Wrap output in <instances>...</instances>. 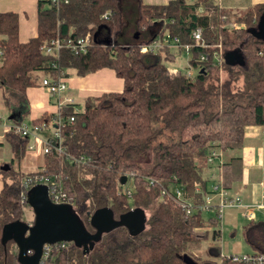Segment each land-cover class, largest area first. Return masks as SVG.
<instances>
[{"label": "trees", "instance_id": "obj_1", "mask_svg": "<svg viewBox=\"0 0 264 264\" xmlns=\"http://www.w3.org/2000/svg\"><path fill=\"white\" fill-rule=\"evenodd\" d=\"M106 12L109 19L102 18ZM263 15L264 4L238 15L217 0H172L162 6L142 0H68L58 7L38 0L37 35L22 44L18 15L0 13V89L6 106H11L12 97L25 99L26 89L46 76L57 80L110 68L123 80L119 93L87 97L81 105L65 103L56 113L45 112L33 120L59 128L64 152L44 153L39 170L23 173L10 166L6 172L0 192V264H19L16 245L12 239L3 241L2 230L8 223L26 221L24 208L29 205L22 203V183L25 176L36 174L51 176L73 198V208L90 232L95 229L89 219L99 208H110L116 220L132 208H141L146 216L139 234L117 227L103 233L86 253L68 242L66 248L52 251L48 264H185V255L198 263L242 264L220 254L221 231L214 211L186 216L173 200L161 197V191L179 187L200 203L213 193L204 176L211 150H238L246 126H264V40L252 35ZM231 22L245 27L226 29ZM197 28L205 43L221 41L224 54L218 65L213 49L193 47L189 63L200 69L192 77L165 64L175 60L169 50H138L166 33L193 45L191 35ZM87 35L90 47L85 54L68 49L57 57L41 53L54 39ZM204 53L208 60L199 62ZM227 53H237L243 63L228 64ZM222 71L226 76L221 80ZM6 139L20 162L28 136L11 130ZM240 175L241 158H230L222 164V187L229 189ZM128 183L131 196L125 191ZM242 235L253 254H264V220H247ZM204 241H209L207 257H195L193 251Z\"/></svg>", "mask_w": 264, "mask_h": 264}, {"label": "crops", "instance_id": "obj_2", "mask_svg": "<svg viewBox=\"0 0 264 264\" xmlns=\"http://www.w3.org/2000/svg\"><path fill=\"white\" fill-rule=\"evenodd\" d=\"M169 1L172 0H142L145 5L150 6L166 5ZM217 1L223 9L237 14L245 12L253 6L264 4V0ZM37 2L38 0H0V13L12 12L18 15V40L22 44L27 43L37 35ZM173 54L175 56V52ZM64 79L67 89L62 92L60 97H50L46 89L39 84L26 89L25 99L19 95L12 97L10 99L11 106H6L3 90L0 89L2 96L0 106L7 110L8 124L22 121L31 126L33 120L40 117L43 113H56L60 107L58 101H64L63 99L65 98L71 99L74 104L81 105L87 97H97L109 92L119 93L123 90V80L117 77L110 68H102L85 76H70ZM7 133L8 131H5L4 127L0 125V192L4 186V179L7 178L6 172L10 169V166L12 169L23 173L42 168L44 157L43 141L51 136L52 129L45 128L38 131L36 137L28 136L25 153L20 162L15 161L17 150L6 139ZM5 149L9 152V157H6V159L4 157L5 154H2V150ZM220 154H222L221 162L207 163L204 170V176L211 182V185L208 186L211 190L214 184L219 182L222 184V164L235 156L241 158L240 178L233 182L229 189L225 188L230 198L238 197L240 199V204L226 206L223 209L220 229L222 236L224 224L233 223L235 228L232 229L231 233L235 234L238 216L247 221L243 217L244 208L242 205L262 204L264 202V126H246L242 147L238 150L220 151ZM12 161H15L13 165H11ZM197 189L199 187L196 188V191ZM208 195L216 196L214 193ZM218 201L219 198L217 197L214 202L217 203ZM263 213L264 208L256 212V221L257 219L264 220ZM222 253L226 254L224 250ZM230 254L238 253L231 252Z\"/></svg>", "mask_w": 264, "mask_h": 264}, {"label": "built area", "instance_id": "obj_3", "mask_svg": "<svg viewBox=\"0 0 264 264\" xmlns=\"http://www.w3.org/2000/svg\"><path fill=\"white\" fill-rule=\"evenodd\" d=\"M51 5L58 7L61 4H67L68 0H50ZM110 13L106 12L102 18L109 19ZM223 19H225L223 17ZM226 29L229 30H238L240 28H244L243 25H238L234 22H231L224 26ZM192 39L194 41L193 45H184L180 42L177 37H173L170 34L166 33L160 37H157L152 42L147 44H142L138 46V50L140 53H151V54H159L163 53L165 50H169V52L174 51L175 53L179 54L182 51L191 55L190 51L193 47H200V48H211L214 50L213 52V60L218 64L221 65L222 61L221 58L224 54V49L222 42L219 41L217 44H209L205 43L202 40V30L201 28H197L192 33ZM90 47V37L89 35L85 36L84 38L70 40V39H54L48 43H45L41 47V53L44 56H53L57 57L62 49H68L74 54H85L87 53ZM172 53V52H171ZM208 54L204 53L201 54L198 58L199 62H205L208 60ZM200 69L199 67L196 69L190 63H188V69L185 74L188 77H192L195 73ZM65 77H59L57 80H52L48 76L43 77L40 81V85L46 89L48 95L52 98L60 97L62 92L67 89ZM59 100L58 103L61 106L64 103H73L71 99L65 98ZM70 122L73 121V118L69 119ZM57 124H60L61 119L58 118L56 121ZM0 125H2L5 131H14L16 134L21 136H34L36 137V133L45 129V124L36 125L32 124L27 125L22 121L8 124L7 118H5L2 114H0ZM52 129V134L47 139L43 141V153H50L55 150L57 153L62 154L64 152L63 147L61 146L60 142V133L59 128L49 127ZM220 151L213 149L211 150L210 154L207 157V163L213 164L214 162L218 161L221 162ZM75 161H79L78 159L73 158ZM46 185L48 188V195L50 199L55 203H63L69 204L73 207V198L68 196V194L62 190L59 184L49 175L46 174H36L33 176H25L23 179V187L26 190V193L22 194V203L26 204V194L29 189L36 185ZM125 191L128 196H131V188L128 185L125 188ZM197 191H200L197 189ZM212 191L216 196L219 198L217 203L211 202L210 195L203 196V199L200 203H194L192 199H189L185 196L182 188L175 187L172 191H168L163 189L161 191V197L169 198L173 200L185 213L186 216L192 215L195 211L199 210L202 212H210L214 211L216 213V217L219 220V226L222 225V214L223 209L226 206H233L236 204H240V199L230 198L228 196L227 190L222 187V184L216 183L212 186ZM244 208L243 217L248 221H256V212L262 208H264V202L262 204H254V205H242ZM68 242H57L54 244H45L43 247V253L40 258L39 264H48V259L50 254L55 249H62L67 247ZM224 256V255H222ZM235 262H240L242 264H264V254H230L227 255Z\"/></svg>", "mask_w": 264, "mask_h": 264}, {"label": "water", "instance_id": "obj_4", "mask_svg": "<svg viewBox=\"0 0 264 264\" xmlns=\"http://www.w3.org/2000/svg\"><path fill=\"white\" fill-rule=\"evenodd\" d=\"M252 35L264 40V15ZM225 60L228 64L243 63L237 53H227ZM125 181L126 177L123 176L121 183L124 184ZM26 196V202L33 213L32 221H14L4 225L2 230L3 241H14L19 264H39L45 244L73 242L86 253L100 240L103 233L125 226L132 235H136L144 229L146 222L145 212L141 208H132L116 220L112 210L103 207L91 215L89 222L95 232H90L71 205L55 203L50 199L46 185L32 187ZM181 259L185 264H210L198 263L188 255L181 256Z\"/></svg>", "mask_w": 264, "mask_h": 264}, {"label": "rangeland", "instance_id": "obj_5", "mask_svg": "<svg viewBox=\"0 0 264 264\" xmlns=\"http://www.w3.org/2000/svg\"><path fill=\"white\" fill-rule=\"evenodd\" d=\"M193 1V0H190ZM244 12L239 13L238 15H243ZM243 25V24H241ZM243 27H245L243 25ZM172 54L174 53V51H171ZM174 55V54H173ZM175 60L174 62H170V61H165V64L172 70H180L183 73H185L188 69V63L189 60H191V55L182 51L181 53L177 54L175 53ZM219 76L220 79H224V77L226 76L225 72H219ZM2 102V96L0 94V103ZM7 110L3 107L0 106V114L4 115L5 118H7ZM28 121V119H27ZM219 150V149H216ZM224 152V151H223ZM2 154H5L4 157L6 159V157H9V152H7V150H2ZM146 162V163H145ZM145 162L143 163V165L145 167H147L149 165V161L145 160ZM17 163V162H16ZM128 185H130V183L126 184L125 187H127ZM211 185V182H209L208 186ZM211 202L214 203V201L217 199V197L215 195H211ZM264 215V213H263ZM205 216H208V214H205ZM33 218V213L31 208L26 207L24 208V219L26 221H32ZM263 219V218H261ZM258 220V219H257ZM247 221H244L243 219H241L240 216H238V221L236 223V232L235 234L231 233L232 229L235 228L233 223H226L223 225V234L221 236V239L219 241V246H220V254L221 255H229V253L231 252H236L238 254L241 253H252L253 250L251 249V247L245 242L243 235H242V227L244 224H246ZM221 229V226H220ZM209 245V241H204L200 244L198 249H195L193 251V255L199 258H206V248ZM224 250L223 254L222 251Z\"/></svg>", "mask_w": 264, "mask_h": 264}]
</instances>
